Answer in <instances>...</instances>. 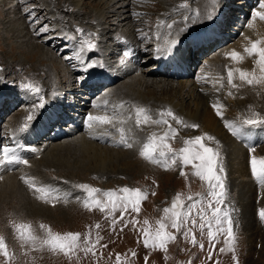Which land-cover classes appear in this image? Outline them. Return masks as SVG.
Wrapping results in <instances>:
<instances>
[{
	"label": "rangeland",
	"instance_id": "374dc122",
	"mask_svg": "<svg viewBox=\"0 0 264 264\" xmlns=\"http://www.w3.org/2000/svg\"><path fill=\"white\" fill-rule=\"evenodd\" d=\"M39 1L40 0H0V106L3 108L2 111L4 112L0 114V131H3L2 127L6 126L5 124L8 122L9 115L10 113L12 114V107L11 106L9 107V102L11 101V99H9V96H14L17 99L19 98L18 104L22 106L20 108L14 109L15 111L13 110V112H17L19 111V109L24 107L27 108L30 105L28 102H30L29 100H31L32 110L35 111V119L30 122L32 126L34 123L41 122L40 119L45 111V108L49 107L48 105L54 103V101L51 98L53 97V95L55 96L58 95L57 94L59 90L58 88H60V86L65 87L67 85L64 82H60L59 85L56 87V89H53L54 90L52 92L53 94L49 95V93L48 94L43 93V90H41L39 94L34 93L33 97L32 95L31 96L29 95V93L32 91L22 87V84L31 82L34 85L40 87V89H42L44 87V85H42V82L46 83V79H44L41 76V74L38 75L39 77L38 80L34 79V76H32L31 73H29V71L32 69V65H31L32 63H29L27 61L25 48L21 47V49H19L20 45L24 44V41H22L23 39L18 34V32L12 31L11 23L13 21L20 23V25L23 23V27H25L26 25L27 28L30 27L29 28L30 32L28 33H31L32 38L40 46H43L45 49L50 50L57 57L58 62H56L55 65L58 66V69H60V71H61V67L64 68V66H67L66 68L70 75V81L68 86H69V91L71 92L68 93L64 91L62 93L60 97L61 100H63V104L65 103V106H62L63 104L61 105L62 107L58 105V109H57L58 111H61V113L59 114L63 116V120L64 121L67 120V122H69L68 118L70 119V114H74L68 112L72 110L71 107H74L75 109H78L79 107L83 108L85 106H78V104L82 103V105H84L86 103H89L91 106H89V108L87 107V112L94 110L92 109V104H93L92 102L102 97L103 94L105 95L110 93L107 91V89H114L119 84H125L126 79H130L133 76L136 77V75H139L141 77H146L148 81V77L150 78L151 75V73L148 71L149 69L148 66L150 67L151 64H155L156 63L155 59H157V57L163 55L166 52H169L166 48H163L160 52H156L157 47L152 45L153 42L151 45H146L147 43L150 42V38L153 37L154 31H156L157 29V25H158L157 21L158 19H160L159 16L164 14L161 13L163 12L161 6L166 4V0H144V1L126 0V8H127L126 10L129 12L132 11L131 12L132 17L138 19L135 21L137 29H140V23H141L140 31L136 32L137 29H135L134 35L132 37L131 35L133 32H131L132 30L130 31L128 28V33L124 32V35L128 34V38L126 37L123 38L122 40L118 39L114 41L116 33L119 31L122 34L123 31L126 29L124 27L125 22L121 24L123 20L119 21V19L116 20L115 17H113L111 18V19H115L113 21V24H109V25L102 24L101 30L110 29V31L106 32L107 33L106 36L109 37V41L104 42L101 34L96 35V37L92 35L89 38L94 40L93 42L97 44V48L92 51L86 50L88 54H86L84 51L83 53H79V55L82 56L81 58L83 59L84 64L92 62L96 64H103V67H95L85 72L83 70L84 64H81L79 59L76 60L74 63L75 57H73L75 56L77 49L76 48L74 50V48L79 47L78 40L83 39L87 37L88 34H90L86 26L87 24H81L80 19L85 17L84 15L85 13L101 10L102 6L97 4H92L93 2L91 4L90 3L87 4L88 1L82 0L78 3L76 7L61 8L63 12L60 15L65 17L64 27L66 26V31L68 30L69 34H71L70 36L77 37L76 40L70 41L64 39L62 33L60 34L58 33L59 32L58 30L62 26V24L56 20L54 13L50 14L48 12L49 9L45 7L46 4L53 3V5L58 8L59 5L58 3L60 0H45L47 2H44L43 0L41 4L39 3ZM68 1L72 5V3H75L78 0H68ZM202 1L204 0H198L199 5L202 4L201 3ZM193 2L191 1V4H193ZM221 2L222 0H218V4H221ZM243 2H247V4H241ZM191 4H187V7L192 8L193 5ZM40 5H43V8ZM258 9H259V0H229V2L228 0H223L222 4L219 5L218 9L212 14V19L209 20L208 22H205L204 18H198L197 15H195L194 17L197 18V21L192 24H189L191 27H193V29H189V31L187 32L181 31V35L178 38H175L177 44L174 47H172L175 50L178 48L180 41H182L181 39H184L186 41V44L181 47V49L185 47V55L187 56L188 59L186 69L182 71L183 73H179L176 76L173 74V72L172 73L169 72V76H168L165 75V73L168 74V72L164 73V70H162V64H161L160 75L158 77L155 75L151 76L153 77V79L152 78L149 79V81L151 80L160 81V84L162 83V85L163 84L167 85L166 87H168V89L174 88L175 86H177V84L185 85V89L182 92L184 95L183 100L179 99V97H173L171 96V94L168 93L166 94V89L164 92L162 91L156 92L152 100L153 101L155 100L156 104L158 103L159 106H164V107L169 106L168 105L169 103H176L178 105L181 101H184L183 109H186V112L181 117L188 120L190 118H193L189 115V113L194 110L197 111L201 110V105L198 106L199 109L196 108L197 104L193 100V95L197 91L196 89H198V93L196 96L194 95V97L198 98V94L200 92L199 89L202 90L201 91L202 93L210 94L211 91H213L212 88L214 83L218 82L219 84H221L222 82L224 86L226 83V73H224L223 75L219 74L218 72L219 65H217V68H214L212 66L207 67L205 61L212 60L213 56L218 57L221 48L224 47L225 49H227L231 46L233 47L237 45V42H239V40L242 38L243 34L246 31L253 35L254 40L264 39L263 35L258 34L259 26L262 21L257 19L254 22L253 28H248L246 26L248 21L251 19L252 12ZM29 10L34 11L36 13V17H38L40 21L39 24L32 23V18L27 17V11ZM103 10L104 9H102L101 11ZM73 11H77L78 16L80 18L79 20L74 21L71 19L72 16H74ZM119 12L121 11L118 10V13ZM17 13L19 14L16 16ZM167 15L166 18L168 19L169 14ZM215 17L217 21L214 20ZM154 20L156 21L155 23ZM218 21H221L222 24L221 29L219 30L221 32L220 36H222L221 38L223 40L220 43L217 41V45H215L213 50L210 52H205L204 54L198 53L194 49L192 50V47H190V44H187V41L195 42L200 40L199 37H201L202 34H204L205 32L209 33V30L211 29L210 27L211 23H216ZM237 23L238 25H236ZM42 24L49 25V31L47 33L36 35L35 29ZM56 24L57 25L59 24V26L57 27ZM117 24L120 25L118 28H117L118 26ZM171 25L173 26V23ZM76 28L82 29V32H80L79 34L76 33L75 32ZM186 28H188V26H186ZM170 29L171 28H169V30ZM182 30L185 29L182 28ZM94 32H92L91 34H93ZM97 32H99V30ZM84 34L85 37H82V35ZM144 34H148V40L146 39L147 37H144ZM132 38H136L135 40H137V42L140 45L142 43L143 46H145L144 49L145 54L148 53L149 51V54L145 55L144 58L147 59V57L149 56H153L154 58L155 54L157 57H155L154 60L150 58L152 60H147L142 64L133 63L134 61L133 59L131 63L133 64L132 68L138 66L139 72L132 74L133 76L129 75L124 80H118L117 82L111 83L112 86H109L106 90L104 89L106 87V85L104 84L103 86L105 87L103 88V86H101L100 89L97 90L98 92L92 94L93 93L92 90L90 91L91 92L90 93L88 89L91 88L90 87L92 86L91 84L94 82H101L102 80L90 81L89 78L90 75H88L87 73H99L102 71L107 73L111 65L115 66L118 69L124 68L127 65L126 62L127 60H129V58L127 56V60L126 59L123 60V55H124L123 45L127 44L129 40H131ZM212 42L213 41L211 40V43ZM109 44H111V47L113 49L116 48L114 46L115 44H117L119 48H117L116 54L110 55L108 53L107 54L105 53V50ZM12 48L14 49L13 51H11ZM66 48L67 50L71 51V54L66 50ZM132 50L133 49H131L130 53L132 52ZM103 54L105 56H103ZM133 55H136V53ZM14 56L17 59L22 60L27 64L26 66L27 70L24 69L22 70L21 68L19 69L18 67H16L15 69L13 64L15 60ZM65 57H68L70 59H66ZM108 59H109V63H107ZM35 65H37V63H35ZM47 66L49 68V69L47 68L49 72H51V74L54 75L55 74L54 68L50 67L49 65ZM104 67H107L108 69ZM60 71H58L55 75L58 76V73H60ZM206 73H208V75H205ZM111 75L113 74H109V76ZM221 77H223L222 81L220 80ZM97 78L98 76L95 77V79ZM111 84L109 83V85ZM74 86H76L77 89L72 92V88H74ZM260 86L261 85H258V87ZM20 89H25L29 93L26 94L25 92H21ZM256 89L259 91L258 98L262 101L264 106V85ZM190 92L192 93V95H190L189 98L187 94ZM213 93L218 94L217 91L216 92L213 91ZM228 93L229 92L227 93L225 92L226 96H224L223 102L226 101L227 103H230V105L233 107V96L228 95ZM63 94H65L67 98L64 99L65 96H63ZM40 96H43L44 98L45 107L42 109L40 108L34 109V105H37L39 103ZM73 96H75V98H73ZM144 96H146V94H144ZM80 97H85V98L87 97L88 99L82 100ZM111 98L114 99L113 97ZM228 98L230 99V102L228 101ZM145 99L146 97H144V100ZM68 105H70L71 107H69ZM123 107L124 108H122L121 110L122 115L120 118L126 119L127 117H129L127 115L129 111L127 109L129 107V104L125 102L123 103ZM235 113L237 112L235 111L233 112V116L235 115V117L238 114H241L238 113L236 115ZM227 114L228 115H225L224 113V116L225 117L231 116V114L230 115L229 113ZM64 121L61 123L57 122L55 124L50 125L48 131H45L44 133L40 134L41 137H39V139L42 140L40 142H43L44 139H49V140L52 139V141H55V139L58 138L55 137L56 133L60 134V132L63 133L65 132L66 134L67 133L66 130H68L69 126L72 125H69V123L67 122L64 123ZM43 123H45V121ZM51 128H53V130ZM181 128H183L185 131L187 130L188 132L186 134H180L179 132H177V134H180L181 137L179 135H176L171 139V141H167L172 147V149L175 151H179V149L184 146L183 141L190 138L192 135L195 137L197 135H203L206 133L200 131L199 127L190 128V127L181 126ZM5 130L6 128L4 129V131ZM219 130L221 131V134H219L220 133ZM165 131L166 130H161L158 132L157 135H162L164 134ZM226 131L228 133L229 129L226 128ZM226 131L225 129L222 130V128L219 127L218 129L219 136H223L224 133L226 134ZM263 131L264 130L258 132L257 135L258 141L256 142L255 145H253L252 142L245 140L244 138H242L241 140L235 139L234 135H233V141L236 140L238 142L237 143L235 141V143H237V146H242L243 149L247 151L248 155L249 153L250 155H252L255 152L254 155L256 157L258 158L264 157L262 155L259 156L257 154V149H259L262 146L264 147ZM11 132H7V133L9 135L14 133ZM18 132L19 130L17 131V133ZM208 132L213 134L212 131H208ZM23 133L24 132H22V134ZM45 135L49 136L50 138H44ZM145 136L146 135H144V137H141V139L137 138L139 142L135 138H133L134 140V141L132 140L133 147H138L137 146L138 143L139 145H142L146 141L147 137L145 138ZM67 138H62V140H65ZM59 140H61V138L53 142L52 145L54 146L55 144L62 142ZM0 142H2V139H0ZM240 142L242 143L240 144ZM205 143L209 147L217 148L216 144H211L212 142L205 141ZM106 146L113 147L111 145H106ZM51 148H46L47 151L45 150L46 152L45 151L44 152L47 155H49L48 150ZM253 148L254 151H252L253 153H251L250 149ZM118 149L122 151L129 150V148L126 147H121ZM40 157L38 156L36 158L34 155H32L27 160L32 161L34 158L38 159ZM222 157L224 159V155L222 156L220 155V159ZM142 160L146 161L144 159ZM147 162L154 169L158 171H160L162 168V166L152 164L149 161ZM133 163L137 164L138 162L134 161ZM133 163L132 165L130 164L126 165L127 167L122 163H114L111 165L109 164L110 166L107 165L106 166L107 170L115 171V172L120 171L122 172V176L119 175L109 180L102 179L101 182H99L97 178L93 179V177L91 176L88 177L89 174L85 172L86 171L85 169H88L89 165L87 167L86 166L81 167L82 173L80 175L73 173L70 174L67 179V180H69V178L73 179L71 178V176L74 175L76 176L75 177L76 180L79 181L84 180L86 181V183H89L90 181L93 187L96 186L97 188H100L102 190H118L122 187H129V188H139L141 191L147 193V198L141 202L139 213L132 212L131 209H129V211L124 214L122 220L119 212H116L113 217H106L105 212H101V211L99 212L98 209H95L94 211L91 210L90 213L89 212H86L87 214L84 213L83 217L82 214H79V213H83V211L78 212V215L77 214L70 215V213L69 214L66 213L67 216L66 219H64L65 221L63 222L60 221V223L54 222L53 225L51 224L49 226L54 233H60V234H64L68 232L80 233L82 236L81 243H83V237L85 236V234L89 232H91L92 241H95L97 235H99L100 237H102V239L100 240V243L96 245L95 256H93L91 253L85 255L83 251H78L77 256L69 260L61 253H52L50 251H47V249H44L42 251L33 250L29 245L28 246L22 245V248L25 251L19 250V248L21 247L20 245L21 242H19L20 240L13 241L12 230L8 222V220L11 221L12 219L15 218V217L13 218V213L10 210L4 212L0 211V235L5 238L8 251L12 253L14 257L11 261H8L7 264H117L116 256L118 254L120 256V264H264V252L259 251V246H261L260 241L262 242V240L264 239L263 238L264 221L260 219L259 210H257L258 206L259 208L264 209V202H263L264 186H261L252 176V174H250V176L232 175L226 171L220 174L224 179V184L226 188V196L224 198V203L221 205V208L229 213L230 218L232 220L233 233L235 235V242L233 245L234 251L232 252L225 251L224 253H221L219 251L220 248H227V245L224 242L226 237L223 234L217 235V238L214 241V248H213L207 236V231H208L207 227L205 228L203 234H201V231L199 230L198 227L192 229V234L196 236V239L198 241L197 245H193L190 239L186 240L183 237L182 233L185 229H181V232H176L175 229H172L170 227V222L166 220L165 223L169 224L167 230L172 232L173 235L176 236V239L175 241L169 242L166 245L167 252H164L159 249H151V248H146L144 246L143 231H142L143 228L150 227L152 230H155L158 227L157 221L161 220L164 217L163 209L169 208L170 202H172V200L175 198V196L178 193L181 194V198L184 201L185 207L187 206V204L192 202L187 200V196L189 195H192L194 199H200L201 197H204L205 205H206L207 199H210V197H207V192H208L207 182L202 181L198 177L192 175L193 172L192 166L191 165L183 166L179 160L176 161L175 165H173L171 168L166 170L167 172L166 176H168V181L166 182H164L165 180H161L159 177H155V179H153L152 173L148 170L145 173H143L140 170H136V168H134L135 165ZM219 163L223 165V168H225L224 161L221 160V162ZM43 170L45 171V173L43 172L44 174L41 175L42 177H47L49 179L55 180L51 182L53 185L52 187L54 189L60 192V194H65V193L70 194V199L67 203L63 204V201L56 202L55 204L45 203L46 205L50 206L55 217L59 218L60 216L58 215L60 213L64 211L65 212L72 211V209L68 211V208L71 207V204H68L70 203V201H73L74 199L79 201L82 197L85 196V193L82 192V190H80L79 188L75 189V187H68L64 185L63 182H60L55 177V175H53L56 174L54 172H57L55 169L49 170L46 168H42V171ZM181 171H184L187 175L182 176L180 174ZM76 190L78 192H76ZM153 193L155 194L153 195ZM1 195L3 199L6 198L7 197L5 196L6 191L4 192L2 191ZM77 197H79L80 199L78 200ZM8 213L9 215H7ZM193 215L195 216V211ZM208 215L209 216L211 215L210 210L208 211ZM196 218L199 222V218L198 217ZM18 219H22V218L18 217ZM113 219L117 221L114 227L112 224ZM132 220H135L137 223H135V225L130 223L129 221ZM145 220L149 222L147 226L144 225L143 223ZM97 224L100 225V228L98 229L95 227ZM188 226L191 227L190 222ZM38 228L39 226L37 227V229ZM5 229L6 230L8 229L9 231L6 232ZM214 230H215V225H213V231ZM250 240H253L254 244L253 242L249 243ZM14 244L19 246V248L16 246L13 248V250L10 249L11 245ZM200 244L204 245L203 249L199 247ZM104 245H106V247H104ZM133 252L135 253V256L132 255ZM259 253L262 254L261 258L258 255H256ZM210 254H211V259L208 258ZM233 256H235L236 259H233ZM146 257L147 260L145 259ZM0 264H6V258L2 254H0Z\"/></svg>",
	"mask_w": 264,
	"mask_h": 264
},
{
	"label": "bare ground",
	"instance_id": "6f19581e",
	"mask_svg": "<svg viewBox=\"0 0 264 264\" xmlns=\"http://www.w3.org/2000/svg\"><path fill=\"white\" fill-rule=\"evenodd\" d=\"M42 1L43 0H40L39 3L41 4ZM80 1H82V0H78L77 2L72 3V5H71L68 0H60L58 3L59 4L58 8L55 7L53 5V3L49 2L50 4H46L45 7H47L49 9L48 12L50 14L54 13L56 20L62 24V26L58 30L59 32L57 31L59 34L60 33H62V34L68 33V35H71V34H69L68 30L66 31V26L64 27V20H65L64 18L65 17L60 15L63 12L61 8L62 7H67V8L68 7H71V8L76 7ZM86 1H88L87 4H89V3L91 4L93 2L92 4L101 5L102 9H104V10L101 11L102 10L101 9L98 11L85 13L84 14L85 17H83L82 19L79 18L77 11H73L74 16H72L71 19L74 21L80 19L81 24H87L86 26H87V29L89 30L90 33L95 31L93 33L94 37H96V35H98V34H101L104 42L109 41V37L106 36V34H107L106 32L110 31V29H106V30L102 29L101 30V25L102 24H106V25L113 24V21L115 19L116 20L119 19V21L123 20L121 22V24L123 22H125L124 27L126 29L123 31L122 34H121V32L118 31L119 33L118 32L116 33L115 38L113 37L114 41H116L118 39L122 40L123 38H126V37L128 38V34L124 35V32L128 33V28L130 31L132 30L131 32H133V33L131 36L133 37L134 31H135V29H137L135 21L138 19H135L132 17V13H131L132 11L129 12L126 10L127 9L126 8V0H86ZM142 1H144V0H142ZM191 1L193 2L194 0H166V4L161 6L162 11H163L161 13H164V14L159 16L160 19H158V21H157V24L159 21H163L164 23L160 24L159 26L157 25V29L155 28L156 31H154L153 37L150 38V42L147 43L146 45H151L153 42V44H152L153 46H155V47L159 46L161 48V50L163 48H166L168 50L169 42L171 40H173V38L174 39L178 38L181 35V31L187 32V31H189V29H193V27H191L189 24L194 23L193 21H195V22L197 21V18L194 17L195 15H197L198 18H204L205 22H208L209 21V19L207 18L208 15L209 14L212 15L218 9L219 5H221L223 2V0H222L221 4L217 3L216 5H213L211 3V0H204L201 2L202 4L199 5L198 0L194 1L193 4H191ZM44 2H47V1L44 0ZM228 2H229V0H228ZM131 3H132V1H131ZM181 4H191L193 6H192V8L184 7L182 9L180 7ZM241 4H247V2H243ZM40 6L43 8V5H40ZM118 10H120L121 12L118 13ZM18 14L19 13H17L16 16ZM167 14H169L168 19L166 18ZM110 15H111V17H110ZM113 17H115V19H111ZM186 17H187V20H186ZM174 20H176V21H174ZM214 20L217 21L216 17ZM155 22L156 21L154 20V23ZM172 23H173V26L169 30L168 25L172 24ZM21 25H20V23L13 21L11 23L12 31L18 32V34L23 39L22 41H24V44H21L19 49H21V47L25 48L27 61L29 63H32L31 64L32 69L29 71V73H31V75L34 76V79L38 80V78H39L38 75H40V74L44 79H46V83L42 82V85H44V87L41 89V90H43V93H47V94L49 93V95L53 94L52 93L54 91L53 89H56V87L59 85L60 82H64L67 85L65 87L60 86V88H58L59 89L58 93H57L58 95H56V96L53 95V97L51 99L54 101V103L51 105H48L49 107L45 108V111H44V113L40 119L41 120L40 123H34L31 126V123L28 122L29 127L30 126L31 127L26 131V134H25V132L22 134V132H20V131L17 133V131L26 122V117L31 112H33L32 106H31V100H29L30 102H28V103L30 105L27 108H25L24 107L25 105H24L23 106L24 108L19 109V111H17V112H13L14 109L20 108L22 106L20 104H18L19 98L17 99L14 96H9V99H11V101L9 102V107L10 106L12 107V114L10 113L9 118H8V122L5 124L6 126L2 127L3 131H0V139H2V143L0 142V145H8L10 147H16V145L18 143L20 145V147L18 148V152L24 159H29L32 155H34L36 158L38 156L39 157L41 156L38 159L34 158L32 161H28L29 162L28 165L20 164V165L12 166L13 170H11V171L0 170V177H2V179H0V211L4 212V211H10L11 210L13 213V218L15 217L11 221L8 220L9 225H10L11 230H12L13 241L19 240L17 238V233L15 232L14 227H13L14 224H19V223L30 224L32 226L34 233L37 236L42 237V236H44L43 231L40 229V227L37 229V227L40 224H44V225H47L49 227L51 224L53 225L54 222L60 223V221H62V222L65 221L64 219H66V216H67L66 213H68V214L70 213V215L71 214H73V215L77 214L78 215V212L83 211V213H79V214H82V217H83L84 213H86V212L90 213V211H91V210H87L83 207V205H82L83 197H82L79 201L74 199L73 201H70V203H68V204H71V207L68 208V211L71 209H72V211H70V212L64 211L58 215V216H60L59 218L55 217L50 206L46 205L45 202L37 199L36 194L32 190H30L25 184H23V181L20 179L22 176H30V177L34 178L38 184L49 185L52 187L53 185L51 182H53L55 180L49 179L47 177H42L41 175L45 173L44 170L42 171V168H46L49 170L55 169L57 172H54L56 174H53V175H55V177L60 182H63V184L68 186V187H75L76 185H79V184H88V185L92 186V183H90V181H89V183H86V181H84V180L83 181L76 180V178H75L76 176H74V175L71 176V178H73V179L69 178V180H72V181H69L67 179H68L69 175L73 174V173L80 175L82 173L81 167H84V166L87 167L89 165L88 169H85L86 170L85 172H87L89 174L88 177L91 176V177H93V179L97 178V180L99 182H101L102 179L109 180V179L117 177L119 175L122 176V172H120V171L115 172V171L107 170L106 169L107 165L110 166L111 164H114V163H122L123 165L126 166L129 164L132 165V163L135 161V162H138L137 164L133 163L135 165L134 168H136V170H140L143 173H145L148 170L152 173L153 179H155V177H159L161 180H165L164 182L168 181V176H166L167 172H166L165 168L163 169V167H162L161 170L158 171V170L154 169L147 161L142 160L143 158L139 155V152H140V148L142 147L143 144L139 145V143H138V145H137L138 147H132V149L129 148V150H127V151L126 150L122 151V150L118 149V148L124 147V146L119 145L117 143V141L119 140V133H117L114 129H112L111 126H108L109 130L112 133L111 136H102L101 133H102L103 129H96L95 133H94L96 138H93V136H91L89 134V130L87 129V127L85 125V120H86V117L88 116L89 113L104 114L105 110L109 114L116 112L121 117V115H122L121 110L124 107H120V105L126 102L129 104V107L127 108L129 110L127 115L131 116L132 119H127L126 123L123 125V127L126 130L127 136L130 138V142L134 141L133 138H135L137 140V138L141 139V137H144V135H146L145 136V138H146V137L152 135L153 133H155L157 135L158 132L161 130L167 131V125H158V124L149 123V124H142L141 126L137 127L135 124V115H134L135 110L133 108V105L141 106V107H145V108L149 109L150 114L152 115L153 119H158L159 118L158 113L161 112L162 110L164 111L167 109H171L172 112L176 116L182 118L181 116H183L186 112V109H183L184 101H181L178 105L176 103H169L168 104L169 106L164 107V106H159L158 103L156 104L155 100L153 101L152 98L156 92H158V91L164 92L166 89V94L167 93L171 94V96L179 97V99L183 100L184 95L182 92L185 89V85H182V84L178 85L177 84V86H175L174 88L168 89V87H166L167 85H165V84L162 85V83L160 84V81H158V80L149 81V79H151V78L153 79V77H151V76L155 75L158 77L160 75V70H159L160 64H162L163 67L165 68V69H163L164 73L168 72V74L165 73V75L169 76V72L170 73L173 72V74L176 76L179 73H183L182 71L186 69V65L188 63L187 56L185 55V47L181 49L182 46L179 45L177 49L174 50L173 48H171L170 51L168 50L169 52H166L163 55L159 56V58L157 60H160V61H157L155 59L156 63L151 64L150 67L148 66V68H149L148 71L151 73L150 78L148 77V81H147L146 77H141L139 75H136V77H134L132 74L139 72V70H138V66L132 68L133 64H131V63H132L133 59H134L133 63L142 64V63L146 62L147 60H152V59L154 60V58H153V56H149V57H147V59L144 58L145 55L149 54V51H148V53L145 54V50H144L145 46H143V44L141 43V45L143 47L142 48L141 45L137 42V40H135L136 38H132L131 40H129V42L127 44H124V45L122 44L124 46L123 50H125L129 47L127 50H125V52L129 53V55H128L129 60H127V56L124 57V55H123V60H125V59L127 60V62H126L127 65L122 69H118L113 65L110 66V69H108L107 67H104V68H107L109 70L107 73H105L103 71L99 72V73H87L88 75H90V77H89L90 81L102 80L101 82L92 83L91 84L92 86H90L91 88L88 90H89V92L93 90L92 94H94L95 92H98L97 90H99L100 87L103 86L104 84L106 85V87L103 86V88L105 87L104 89L106 90L109 86H112L111 83H113V82H117L118 80H124L129 75H132L133 77H131L130 79H126L125 84H119L114 89H107V91L110 93L105 94V95L103 94L102 97H100L96 101L92 102L93 103L92 109L95 110V108H96L95 111L91 110L90 112L89 111L87 112V107L89 108V106H91L89 103H86L84 105H82V103H79L78 106H85L86 108L85 107H83V108L79 107L78 109H75L74 107H71L70 105H68L69 107L72 108V110L68 111V112L74 113V114H70V119L68 118L69 122H67V120L64 121L63 116H61L59 114V113H61V111L57 110L58 105L61 106L63 104V100H61V97H60L62 95V93L64 91L68 92V93L71 92V91H69V86H68L69 81H70V75H69L68 70L66 68L67 66H64V68L61 67V71H60V69H58V66L55 65V63L58 62L57 57L50 50L45 49L43 46H40L32 38L31 33H28V32H30V29H29L30 27L27 28V25L25 27H23V23ZM117 25H118L117 26V28H118L120 25L119 24H117ZM236 25H238V23ZM58 26H59V24L57 25V27ZM186 26H188V28H186ZM221 26H222L221 21H218L216 23H211V25H210L211 29L209 30V33L205 32L204 34L201 35V37H199L200 40L195 41V42L194 41L193 42L187 41V44H190V47H192V50L194 49L198 53H201V54H204L205 52L212 51L213 48L215 47V45H217V41L220 43L223 40L221 38L222 36H220L221 32L219 30V29H221ZM182 28H184L185 30H182ZM140 29H141V23H140ZM140 29H137L136 32L140 31ZM98 30H99V32H97ZM258 34H261L264 37V21H262L260 23ZM222 35H224V34H222ZM82 37H85V34L82 35ZM144 37H147L146 39L148 40V34H144ZM99 38H100V36H99ZM146 39H145V41H146ZM101 40H102V38H101ZM211 40L213 41L212 43H211ZM249 40H254L253 35L246 31L243 34L242 38L239 40V42H237V45H235L233 47L231 46L227 49H225L223 47V48H221V51L219 52L220 56L219 55H218V57L213 56L212 60H206L205 61V64L207 65V67L212 66L214 68H217V65H219L218 66V72L220 75H223L224 73H226L225 86H223L221 88V86L218 82L213 84L212 90L215 92L217 91L218 94L213 93V91H211L210 94H205V93L201 92L202 91L201 89H199L200 92L198 94V98L194 97V95L196 96L198 93V89H196L197 91L193 95V100L197 104L196 108L199 109L198 106L201 105V110L200 111L194 110V111H191L189 113V115L191 117H193L194 119L190 118L188 120V119L182 118L186 124L198 125L200 131H202V132L209 133L208 131H212L213 134H211V133H209V134H211L210 136H212V137L214 135L215 140L209 141V142H212L211 144H216V146H217L216 149H218V151L221 152L220 155L221 156L224 155V159L222 157L219 160V162H221V160L225 162L224 171H226L232 175H243V176H247V175L250 176V174H252L251 173L250 159H251V156H253L255 152L253 153L251 151V153H253V154L250 155V153H249V155H248L247 151H245L242 146H237L238 142L236 140L235 141L237 143H235V141H233L232 133L230 131L227 133V131H226L225 120L233 121V122L239 124L240 121H242L245 118L253 116V114H255V113H258L261 116H264V106H263L262 101L258 98V95H259L258 92L259 91L256 89V88H260L263 85H261L260 87H258V85L256 87H254V86H248L246 84H242V82L239 80L238 74H237V77L234 79V83L241 85V86L238 89L237 88H231L227 84V70H228V68H233V69L240 68L242 70H247V71L253 70L254 58L248 57L244 53V48L249 45ZM92 41H94V40H92ZM96 41H98V40H96ZM185 44H186V41H185ZM114 47H116V48L113 49L111 47V44H109L105 50V53L106 54L108 53L110 55L116 54L117 48H119V47L117 46V44H115ZM75 49H76V54H75V59H76L77 54H79L80 52H79V47H75L74 50ZM131 49H133V50L130 53ZM13 50L14 49L12 48L11 51H13ZM109 50H110V52H109ZM233 50L244 55V59L242 62L237 63V62L231 60L229 57L226 56V53H229ZM135 53H136V55H133ZM103 56H105V55L103 54ZM112 58H114V57H112ZM112 58H110V59H112ZM150 58H152V59H150ZM14 59L15 60H14L13 64H14L15 69H16V67H18L19 69L21 68L22 70L23 69L27 70L26 69L27 64L24 61L19 60L16 57ZM103 60H105V59H103ZM95 62H98V61H95ZM121 62H122V60H121ZM35 63H37V65H35ZM107 63H109V59H108ZM46 64L49 65L50 67L54 68L55 74L58 71H60V73H58V76H56L55 74L52 75L51 72H49V70H48L49 68ZM16 72H19V71H16ZM23 73H25V72H23ZM144 73H145V71H144ZM109 74H113V75L109 76ZM205 75H208V73H206ZM97 76H98V78L95 79V77H97ZM100 76H102V77H100ZM109 83L111 85H109ZM76 89H77V87L74 86V88H72V92ZM194 90H195V88H194ZM230 91L232 93L231 96H233V107L230 105V103H227L226 101L223 102V98H224V96H226L225 92L227 93ZM144 94H146V96H144ZM190 95H192L191 92L187 94L188 97ZM63 96H65L64 99L67 98L65 94H63ZM111 97H113L114 99H112ZM144 97H146L145 100H144ZM73 98H75V96H73ZM80 98L82 100L88 99L87 97L86 98L80 97ZM230 99H231V97H230ZM230 99L228 98L229 102H230ZM104 101H108V103L106 105V109H105V106L103 104ZM215 103H219V104L223 105V108L221 109L222 113H223V119L220 116H217L216 110L212 107V105ZM97 104L101 105V107L100 108L94 107V105H97ZM62 106H65V103ZM73 109H74V111H73ZM115 109H117V110H115ZM2 110H3V108L0 106V114L4 113ZM234 111L237 112V113H235L236 115L238 113H241V114H238L235 117V115L233 116ZM224 113H225V115H228L227 113H229V115L231 114V116L225 117ZM79 119H80V121H79ZM167 119L169 120V123L172 125V127L175 128L177 130V132H179L180 134H186L188 132L187 130L185 131L183 128H181V125H178L175 123V121L171 120L170 117ZM44 121H45V123H43ZM63 121H64V123L67 122V123H69V125H72V126L68 125L70 131H69V129L66 130V132H67L66 134H65V132L64 133L60 132V134L56 133L55 137H58V138H56L55 141H57L59 138H61V140H59V141H62V142L55 144L54 146L52 145V143L55 141H52V139H50V140L44 139L43 142H40V141H42L39 139V137H41V135H40L41 133L48 131L50 125L55 124L57 122L61 123ZM79 122H80V124H79ZM83 123L85 126L83 125ZM58 127H59V125H58ZM219 127L222 128V130L225 129L226 134L224 133L223 136H219V134H221L220 130H219L220 133L218 132ZM5 128H6V130L4 131ZM51 129L53 130V128H51ZM129 129H131V131H128ZM261 130H264V129H262V128L250 129L248 126H246L244 128V131L250 132V135H248V136H234V137H235V139H240V140L242 138H244L245 140L252 142L253 145H255L256 142L258 141V138H257L258 132ZM11 131L14 133L9 135L7 132H11ZM180 134H177V135H179L181 137ZM76 135H78V136H76ZM157 136H161V135H157ZM193 137L194 136L192 135L188 139H191ZM44 138H50V137L45 135ZM62 138H67V139L62 140ZM171 139L172 138H170L168 141H171ZM217 139H218V141H217ZM137 141L139 142V140H137ZM241 143L242 142H240V144ZM106 145H111L113 147H107ZM51 147H54V148H51ZM250 147H252V146H250ZM30 148H36V149H38V151L30 153V150H29ZM46 148H51L48 150L49 155H47L45 153L47 151ZM257 154L259 156H261V155L264 156V147L263 146L260 147L259 149H257ZM117 165H120V164H117ZM57 179H56V181H57ZM37 180H39V181H37ZM76 188L77 187H75V189ZM95 188H97V187L95 186ZM2 191L3 192L6 191L5 196H7V197L4 199H3V197H1ZM76 192H78V191L76 190ZM74 194H76V193H74ZM85 195H86V193H85ZM263 202H264V200H263ZM64 203L65 202L63 201V204ZM260 209L261 208H259V206H258L257 210H260ZM94 210L95 209H92V211H94ZM7 215H9V213ZM18 217H20L22 219H18ZM23 218H24V220H23ZM5 231L7 232L9 230L5 229ZM5 242H6V240H5ZM251 242H253V244H254L253 240L249 241V243H251ZM260 243H261V246H259V251L264 252V239L262 240V242L260 241ZM20 245H21L20 248H19V246L15 245V244L11 245L10 249L13 250V248L17 246L19 248V250L25 251L22 248V244H20ZM26 246H28V245H26ZM259 254H256V255H258L261 258L262 254H260V255Z\"/></svg>",
	"mask_w": 264,
	"mask_h": 264
},
{
	"label": "snow or ice",
	"instance_id": "6c2138e0",
	"mask_svg": "<svg viewBox=\"0 0 264 264\" xmlns=\"http://www.w3.org/2000/svg\"><path fill=\"white\" fill-rule=\"evenodd\" d=\"M213 5L218 3V0H211ZM181 8L187 7V4H181ZM27 17L32 18V23L39 24V18L36 17L34 11H27ZM209 20L212 19V15L209 14L207 17ZM264 21V0H259V9L252 12L251 19L247 23L248 28L254 27V22L256 20ZM195 22V21H193ZM163 21L158 22V26L163 24ZM169 28L172 27L171 24L168 25ZM49 31V25L42 24L35 29L36 35L42 33H47ZM76 33L82 32V29L76 28ZM94 34H88L87 37L78 40L79 43V52L83 53L84 51H92L97 48V44L92 41L89 37ZM64 39L67 40H76V36H70L67 33L63 34ZM177 44L175 39L171 40L168 44V50L170 51L172 47ZM161 49L158 46L157 52H160ZM244 53L248 57L254 58V68L252 71L242 70L240 68H228L227 70V84L231 88H239L241 85L234 83V79L237 77L242 82L248 86H257L264 85V39L249 40V45L244 48ZM129 53L125 52L124 56H128ZM226 56L231 60L239 63L244 59V55L233 50L229 53H226ZM66 59H70L65 57ZM76 59H79L81 64H84L83 59L79 54H77ZM95 67H103V64H96L89 62L84 64V71L87 72L89 69ZM258 70V71H257ZM223 80V77L220 78ZM221 88L224 86L221 82ZM22 87L32 91L35 94L41 92L40 87L29 82L22 84ZM228 95H232L231 91ZM108 101H104L103 104L106 109ZM45 101L43 96H40L39 103L34 105L35 108H44ZM94 107L100 108L101 105L97 104ZM123 107V104L120 105ZM212 107L216 110L217 116H220L223 119L222 108L223 105L215 103ZM134 115H135V124L137 127L142 124H158V125H167V131L163 135L157 136L155 133L148 136L146 141L143 143L140 148L139 155L146 161H149L152 164L162 166L165 170L171 168L175 165L176 161L179 160L183 166L191 165L193 172L192 175L198 177L200 180L207 182L208 192L207 203L205 205V198L201 197L200 199H194L192 195L187 196L188 201H192L187 204L185 207L184 201L181 198V194H177L172 201V205L169 208H164V217L157 221L158 227L155 230H152L150 227L143 228V244L146 248L159 249L164 252H167L166 245L169 242L175 241L176 236L172 232L168 231L169 224L165 221L170 222V227L175 229L176 232L183 231V237L187 240L190 239L193 245H197L198 241L196 236L192 234V229L198 227L201 231V234L204 233L205 228L207 227V236L209 238L212 247L214 248V241L217 238L218 234H223L225 239V244L227 248H220L219 251L224 253L225 251L232 252L234 251V242L235 235L233 233L232 220L227 211L221 208V205L224 203V198L226 196V188L224 184V179L220 175L224 172L223 165L219 163L220 152L218 149L209 147L205 141H214L215 138L208 135L207 133L203 135H197L191 139H186L183 141L184 146L175 151L172 149L170 144L167 142L170 138H173L177 135V130L172 127L167 118L175 121L176 124L183 127L198 128L196 124H186L185 121L176 116L171 109H167L158 113V119H153L150 114V110L133 105ZM35 119V111L31 112L26 117V122L19 129L20 132H25L29 128V123ZM127 119H132L131 116L126 119L120 118V115L116 112L109 114L106 110L104 114H92L89 113L85 120V125L89 130V134L96 138L94 133L96 129H103L102 136H111L112 133L109 130L108 126H111L117 133H119V140L117 143L126 148H132L133 142H130V138L126 134V130L123 125L126 123ZM245 126H248L250 129L262 128L264 129V116H261L258 113L253 114V116L248 117L240 121L239 124L233 121L225 120V127L234 136H248L250 132L244 131ZM128 131H131L129 129ZM218 143V142H217ZM20 145L17 143L16 147H10L8 145H0V170H13L12 166L15 165H28V160L24 159L18 152ZM32 152H37L38 149L30 148ZM254 151L253 149H250ZM251 173L256 181L264 186V157H256L255 155L251 156L250 159ZM182 176L187 174L184 171L180 173ZM2 179V177H0ZM23 183L32 190L37 199L45 202L55 204L56 202L64 201L67 203L70 199V194H60L56 189L49 185L38 184L34 178L30 176H22L20 178ZM75 187L82 190L86 193L83 197L82 205L87 210L98 209L101 212L106 213V217H113L116 212L120 213L121 220L126 212L131 209L132 212L139 213L140 205L143 200L147 198V193L141 191L139 188H129L122 187L118 190H102L99 188L92 187L88 184H79ZM155 193H153L154 195ZM79 200L80 198L77 197ZM210 210L211 215H208ZM195 211V216L193 215ZM199 218V222L197 218ZM259 217L264 221V209L259 210ZM134 224L137 223L135 220L129 221ZM189 222L191 227H189ZM117 221L112 220L113 227ZM144 225H148V221L145 220ZM213 225H215V230L213 231ZM126 226V225H125ZM15 232L17 233V238L20 240L22 245H29L33 250H44L47 249L52 253H61L69 260L77 256L78 251H83L85 255L91 253L93 256L96 255L95 248L96 245L100 243L102 237L97 235L95 241L91 239V232L85 234L83 237V243H81L82 236L80 233L68 232L64 234L54 233L50 227L44 224H40V229L44 232V236H37L30 224L19 223L13 225ZM97 229L100 228V225L95 226ZM106 247V245H104ZM201 249L204 248L203 244H200ZM0 254L6 258V264L8 261H11L14 257L13 254L8 251L5 238L0 236ZM135 256V253H132ZM78 258V257H77ZM167 258V257H166ZM211 259V254L208 257ZM147 260V257L145 258ZM233 259H236L233 256ZM117 264H120L119 254L116 256Z\"/></svg>",
	"mask_w": 264,
	"mask_h": 264
},
{
	"label": "water",
	"instance_id": "95a60500",
	"mask_svg": "<svg viewBox=\"0 0 264 264\" xmlns=\"http://www.w3.org/2000/svg\"><path fill=\"white\" fill-rule=\"evenodd\" d=\"M172 201H173V200H172ZM171 205H172V202H170L169 207H171Z\"/></svg>",
	"mask_w": 264,
	"mask_h": 264
}]
</instances>
